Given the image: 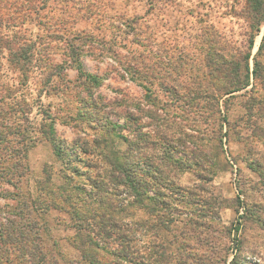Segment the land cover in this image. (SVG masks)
I'll list each match as a JSON object with an SVG mask.
<instances>
[{
	"label": "trees",
	"instance_id": "obj_1",
	"mask_svg": "<svg viewBox=\"0 0 264 264\" xmlns=\"http://www.w3.org/2000/svg\"><path fill=\"white\" fill-rule=\"evenodd\" d=\"M120 2L123 10L118 8ZM247 2L253 19L248 52L243 56L231 53L228 39L221 35L217 41L202 40L199 43L204 47L207 69L201 76L205 82L187 86L179 81L159 83V79L180 80L188 74L199 77L191 66L197 58L193 47L185 45L177 56H169L172 46L167 37L158 42L154 29L143 23L144 16L130 13L139 5L146 13L174 8L177 0H0V264H59L45 251L43 230L34 216L66 205L67 212L80 221L71 245L79 253L80 262L142 264L137 233L143 224L137 213L146 209L152 219L147 229L155 237L161 236L153 261L175 263L179 248H171L168 236L177 227L170 226L171 220L166 223L157 218L169 214L166 197L183 193L173 176L187 169L182 171V162L171 161L156 168L151 159L146 164L138 160L141 97H116L109 102L108 111L98 107L92 89L102 84L103 77L88 72L83 58L111 60V69L147 95L146 115L158 124L155 130L159 141L174 152L181 145L180 153L196 161L193 163L201 173L214 170L224 154L223 139L228 131L239 127L231 124L225 112L230 98L242 93L239 97L244 98L241 108L245 119L241 127L251 129V135L256 133L255 139H264V33L256 53L251 55L254 39L264 25V0ZM81 22L87 28L75 30ZM68 70H74L76 81L86 87L79 97L76 118L80 129H90L93 134L91 139L89 132H83L85 137L72 145L71 155L85 156L87 168L96 173L85 180L90 190L84 183L67 184L66 180L71 183L73 178L65 173V182L58 186H51L50 177L38 182V191L32 196L25 187L29 149L40 140H49L56 157L62 159L64 154L65 148L52 140L55 117L44 99L48 95L70 97L76 85L67 79ZM192 108L200 110L198 135L185 133L187 127L193 132L195 127L189 125L198 122L192 117ZM91 109L99 115L92 114ZM187 140L194 149L188 150ZM120 142L126 147L120 148ZM149 145H156V141L150 140ZM74 170L79 173V168ZM253 170L264 176L261 163H256ZM113 197H120L119 202ZM239 220L226 234L241 230ZM197 225L190 230L196 233ZM225 264H235V260L229 263L225 258Z\"/></svg>",
	"mask_w": 264,
	"mask_h": 264
},
{
	"label": "rangeland",
	"instance_id": "obj_2",
	"mask_svg": "<svg viewBox=\"0 0 264 264\" xmlns=\"http://www.w3.org/2000/svg\"><path fill=\"white\" fill-rule=\"evenodd\" d=\"M122 5L120 2L118 8L123 10ZM247 6V0H177L174 8L161 7L146 13V9L139 5L135 9L130 8V13L144 16L143 23L154 29L158 42L162 43L167 37L168 44L171 43L172 46L169 56H177L185 45L193 47L192 52L197 58L193 59L191 66L195 68L194 71L199 74V77L193 78V75L188 74L186 78H180V80L176 77H171L167 81L165 77L159 79V83L179 81L188 86L192 85L191 82L194 84L205 82L204 77L201 76L207 69L204 64V47L199 43L202 40L209 38L217 41L216 38L221 35L228 39L231 53L243 56L248 52L249 39L253 33V19ZM86 28V23L81 22L76 25L75 30L81 31ZM263 33L264 25L254 39L251 55L256 53ZM161 51L159 50V56L163 60ZM83 63L88 72L103 77L102 84L93 88L92 91L93 98L95 97L93 100L104 111L110 109L109 102H113L116 97L123 95L128 98L141 97L138 160L146 164L147 160L151 159L156 168H163L164 164H169L171 161L182 162L184 163H181L184 167L182 171L187 169L186 172L176 171L173 176L176 184L183 187V193L171 195V198L166 197L164 201L170 203L169 214L164 218H157V221L171 220L173 223L170 226L177 227V230L172 231L173 233L168 236L171 248H179L177 259L173 264L177 262L180 264H225V258L229 263L234 259L235 264H264V227L260 224V222L264 224V176L253 170L256 163L264 166V139H255L256 133L251 135V129L241 127L245 119V112L241 108L244 98L239 97L242 93L230 98L224 106L228 120L231 124H238L239 127L228 131L226 139H223L224 156L220 155L221 159L217 162L216 168L201 173V168L195 166L196 161H189L184 154L180 153L181 145H177V151L174 152L165 143L159 141L155 130L158 124L150 121L146 115L145 97L147 95L144 90L120 77L119 72L111 69L112 63L109 59L102 61L98 58L84 57ZM67 79L76 85L70 97L77 101H71L70 97L65 99L53 95H48L44 99V104L50 108L55 117L52 140L65 148L64 154L62 159L56 157L49 140H40L29 149L27 154L29 174L25 187L27 194L32 196H35L38 191V182L43 183L50 177V184L55 187L65 182L63 179L65 173L73 178L71 183L66 180L67 184L84 183L90 190L85 180L87 175L95 176L96 173L94 169L87 168L85 156L74 158V154L71 155L72 145L79 144L80 138L85 137L83 132H89L91 139L93 134L90 129H80L79 117L76 118V109L80 106L79 97L83 96L86 87L83 88L79 81H76L77 76L74 70L67 71ZM74 108L75 110L72 111ZM191 112L192 117L198 122L196 125L187 123L195 128L191 132L192 128L187 127L185 133L198 135L201 132L200 110L192 108ZM91 113L99 115L93 109ZM110 119L116 120L111 116ZM127 137L133 138L134 135H127ZM150 140L156 141V145H149ZM186 143L188 150L194 149L195 145L191 141L187 140ZM118 146L125 148L126 144L120 142ZM130 148L133 151V148ZM130 155L134 156V152ZM166 155L169 157L167 160ZM203 167L206 168V165ZM74 168H79V173ZM201 176H205L204 179ZM72 193L77 192L72 191ZM164 193L169 195L166 191ZM119 198L113 197V200L119 202ZM145 206H148L147 202ZM68 208L69 205L59 210L51 209L43 214H36L34 218L39 228L43 230L45 251L53 257V260L59 261V264L66 261H71L72 264H84L80 262L79 253L71 246L75 229L80 221L67 212ZM161 212L163 213V210ZM242 215L246 216L241 221L239 219ZM137 218L143 224L137 233L140 261L142 264H156L153 260L157 257L153 255V252L160 244L161 236L155 237L154 232L147 229L146 225L151 224L152 219L148 217L146 209L139 210ZM238 220L242 222L241 230L237 232L233 229L226 234V230L237 226ZM195 223H198L195 227L196 233L190 230ZM150 254L153 256L152 260Z\"/></svg>",
	"mask_w": 264,
	"mask_h": 264
}]
</instances>
